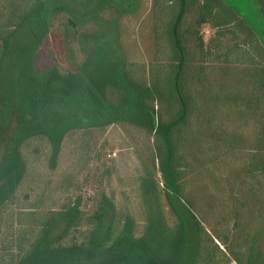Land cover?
Returning a JSON list of instances; mask_svg holds the SVG:
<instances>
[{
  "label": "rangeland",
  "instance_id": "374dc122",
  "mask_svg": "<svg viewBox=\"0 0 264 264\" xmlns=\"http://www.w3.org/2000/svg\"><path fill=\"white\" fill-rule=\"evenodd\" d=\"M15 1L0 0V23L9 9L2 7ZM42 1L46 24L35 37L26 34L23 45L29 49L13 56L18 66L32 57L25 73L33 74L30 84L72 90V77L80 76L85 62L103 61L113 80L128 67L140 81L139 101L159 120L167 118L160 94L176 64L166 30L182 16L189 109L173 140L181 198L213 240L211 260L202 264H264V193L253 194L247 183L264 182V104H248L264 97V0ZM25 74L15 75V87L27 85ZM110 89L96 92L104 104ZM13 90L12 97L20 96ZM48 136L22 145L24 179L0 213V258L17 255L23 235L26 241L37 236L32 225L45 212L76 207L91 216L107 195L119 209L118 222L128 220L133 240L148 252L149 264H167L176 221L156 160L155 134L126 117ZM253 165L259 169L251 176ZM91 235L87 225L54 233L43 249H59L62 264H108L109 251L97 253ZM58 237L63 239L55 242Z\"/></svg>",
  "mask_w": 264,
  "mask_h": 264
},
{
  "label": "trees",
  "instance_id": "16d2710c",
  "mask_svg": "<svg viewBox=\"0 0 264 264\" xmlns=\"http://www.w3.org/2000/svg\"><path fill=\"white\" fill-rule=\"evenodd\" d=\"M182 3L184 4V0ZM2 8L9 9L6 12L7 18L0 23V213L16 197L18 187L24 179L21 152L22 145L27 140L38 136L55 137L71 129L107 125L115 119L128 117L133 124L155 134L156 160L164 177L167 203L176 221V234L171 243L167 264L209 262L211 258L208 254V242L212 238L202 223L194 219L192 210L181 198V163L176 157L173 140L174 130L186 120L189 109L188 99L184 94L187 88L183 81L186 58L181 45L182 16L170 22L166 30L176 64L171 66L172 76L166 80L165 93L160 94L167 107V118L159 120L151 109L139 101L140 81L128 67L120 79L113 80L112 69L103 61L85 62L78 68L80 76L72 77L75 85L72 90L56 83L37 88L31 85L33 74L29 77L25 73L32 69V57L27 59V63L18 66L13 56L20 49H29L30 44L23 45L26 34L35 37L36 29H41L46 24L45 4L42 0H19L9 7L6 3ZM183 11L184 9L182 13ZM262 14L264 22V13ZM41 36L40 31L39 41ZM20 72L25 74L23 76L27 85L18 84L15 87V75L20 76ZM262 72L264 74V70ZM262 86L264 87V78ZM13 87L18 88L20 96H11ZM28 88L31 92L24 91ZM62 89L66 91L63 92ZM75 89L78 92L73 91ZM108 89V102L104 104L97 98L96 92ZM248 104L259 107L264 104V97L259 96L253 102L249 100ZM258 169V166L253 165L251 176ZM247 183L253 194L264 193V182L256 185L247 180ZM245 184L242 181L240 188ZM118 217L119 209L107 195L101 197L91 216L76 207L49 210L40 216L37 225H32L31 232L37 236L26 241L23 235L17 244L18 254L1 257L0 264H62V258L59 259L60 262L57 259L58 256L61 257L60 250L43 249V244L54 233L68 232L84 225L91 230L90 243L96 248L95 251H109L111 260L108 264H149L148 252L140 242L132 238L129 221L122 220L119 223ZM155 223L159 224L160 220L157 219ZM62 239L63 237H58L55 242ZM75 249L79 251L77 244Z\"/></svg>",
  "mask_w": 264,
  "mask_h": 264
}]
</instances>
